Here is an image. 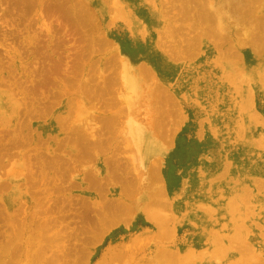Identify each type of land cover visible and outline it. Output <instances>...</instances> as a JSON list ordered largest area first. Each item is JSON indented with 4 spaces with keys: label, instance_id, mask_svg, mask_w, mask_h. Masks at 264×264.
<instances>
[{
    "label": "rangeland",
    "instance_id": "1",
    "mask_svg": "<svg viewBox=\"0 0 264 264\" xmlns=\"http://www.w3.org/2000/svg\"><path fill=\"white\" fill-rule=\"evenodd\" d=\"M263 4L0 0V264H264Z\"/></svg>",
    "mask_w": 264,
    "mask_h": 264
},
{
    "label": "bare ground",
    "instance_id": "2",
    "mask_svg": "<svg viewBox=\"0 0 264 264\" xmlns=\"http://www.w3.org/2000/svg\"><path fill=\"white\" fill-rule=\"evenodd\" d=\"M245 1V0H244ZM207 3V2H206ZM211 3V2H210ZM213 3V2H212ZM105 4V3H104ZM119 4V3H118ZM245 4V3H244ZM123 5V4H122ZM121 5V6H122ZM264 5V4H263ZM109 6V5H108ZM239 6V5H238ZM252 6V5H251ZM260 6H261V4H260ZM240 7V6H239ZM256 7V6H255ZM255 7H253L254 9H255ZM262 7V6H261ZM162 9V8H161ZM108 10V9H107ZM255 11V10H254ZM43 12H44V10H43ZM234 12H235V10H234ZM237 12V11H236ZM244 12V11H243ZM250 12V11H249ZM252 12V11H251ZM250 12V13H251ZM257 12H259L258 10L256 11V15H257ZM262 12V11H261ZM204 13H206V12H204ZM238 13V12H237ZM246 13V12H245ZM244 13V14H245ZM254 13V12H253ZM260 13V12H259ZM248 14V13H247ZM93 16H95L94 14H92ZM246 15V14H245ZM245 15H243V16H245ZM209 16V15H208ZM252 16V15H251ZM255 16V15H254ZM258 16V15H257ZM236 17V16H235ZM261 17V16H260ZM240 18V17H239ZM242 18V17H241ZM246 18V17H245ZM94 19V18H93ZM218 19V18H217ZM237 19V18H236ZM254 19H256V18H254ZM212 22L214 21V20H211ZM253 22H254V20H253ZM232 23V22H231ZM240 23V22H239ZM209 24H211V22L209 23ZM213 24H214V22H213ZM217 24V23H216ZM243 24V23H242ZM256 24V23H255ZM212 25V24H211ZM245 25V24H244ZM247 25V24H246ZM25 27V26H24ZM247 28V26L245 27V29ZM255 28V27H254ZM214 29H215V27H214ZM244 29V30H245ZM252 29V28H251ZM218 30V29H217ZM241 30V29H240ZM254 30V29H253ZM214 31V30H213ZM256 31V30H255ZM254 31V32H255ZM218 32V31H217ZM242 32V31H241ZM246 32H247V29H246ZM219 33V32H218ZM238 33V32H237ZM206 34V33H205ZM217 34V33H216ZM246 34H248V33H246ZM219 35V34H218ZM239 35V34H238ZM243 35V34H242ZM245 35V34H244ZM205 36V35H204ZM241 36V35H240ZM250 36V35H249ZM213 37V36H212ZM244 37V36H243ZM262 37V36H261ZM260 38V37H259ZM242 39V38H241ZM247 39H250V37L249 38H247ZM246 40V39H245ZM257 40V39H256ZM211 42V41H210ZM245 42V41H244ZM218 43V42H217ZM239 43V42H238ZM249 44V43H248ZM241 46V45H240ZM253 47V46H252ZM260 49V48H259ZM264 49V48H263ZM253 50H255V49H253ZM258 51V50H257ZM260 52H262V51H260ZM259 52V53H260ZM256 53V52H255ZM263 53V52H262ZM234 56V55H233ZM241 58H243V57H241ZM258 59H259V57H258ZM130 60V59H129ZM238 60V59H237ZM233 62L235 61L234 59L232 60ZM232 61H231V63H232ZM130 62V61H129ZM236 62V61H235ZM254 63V62H253ZM252 63V64H253ZM260 64V63H259ZM258 64V65H259ZM130 65V64H129ZM261 65V64H260ZM138 67V66H137ZM235 67V66H234ZM243 69V68H242ZM141 70V69H140ZM235 70V69H234ZM233 70V71H234ZM249 70V69H248ZM232 71V72H233ZM236 71V70H235ZM238 71V70H237ZM239 72H240V70H239ZM258 75V74H257ZM237 76V75H236ZM264 76V75H263ZM262 76V77H263ZM258 77H260V76H258ZM227 78V77H226ZM238 78V77H237ZM244 79V78H243ZM260 79V78H259ZM258 79V80H259ZM142 80V79H141ZM225 82V81H224ZM261 82H262V80H261ZM263 83V82H262ZM7 84V83H6ZM247 86H248V84H247ZM250 88V87H249ZM246 99V98H245ZM225 107V106H224ZM229 107V106H228ZM230 108V107H229ZM84 109V108H83ZM231 110V109H230ZM83 111V110H82ZM157 111V110H156ZM229 111V110H228ZM85 112V111H84ZM84 114V113H83ZM82 113H81V116H84ZM127 114V113H126ZM80 116V115H79ZM79 118V117H78ZM152 119V118H151ZM156 119V118H155ZM150 120V119H149ZM153 122V121H152ZM154 123V122H153ZM139 124V123H138ZM137 125V124H136ZM135 125V126H136ZM139 127V126H138ZM139 129V128H138ZM142 131V130H141ZM139 133V132H138ZM244 136V135H243ZM139 138V137H138ZM135 140V139H134ZM130 143V142H129ZM107 144V143H106ZM138 145V144H137ZM154 146H155V144H154ZM160 147H161V145H160ZM137 148H139V147H137ZM158 148H156V150H157ZM138 151V150H137ZM143 152H144V150H143ZM157 153H158V151H156ZM161 152V151H160ZM111 156V155H110ZM154 156V155H153ZM152 156V157H153ZM134 157V156H133ZM134 158H136V157H134ZM141 158V157H140ZM145 159V158H144ZM98 160H99V158H98ZM150 160V159H149ZM135 161V160H134ZM147 161V160H146ZM145 162V161H144ZM151 162V161H150ZM156 162V161H155ZM100 163V162H99ZM116 163V162H115ZM150 164V163H149ZM155 164V163H154ZM144 165V164H143ZM131 167H133V166H131ZM118 168V167H117ZM119 169V168H118ZM116 170V171H119V170ZM124 169V168H123ZM141 169V168H140ZM112 171H114V170H112ZM115 171V172H116ZM122 171V170H121ZM100 172V171H99ZM128 172V171H127ZM139 172V171H138ZM143 172V171H142ZM97 173V172H96ZM117 173V172H116ZM119 173V172H118ZM140 173V172H139ZM101 174V173H100ZM113 174V173H112ZM145 174V173H144ZM122 175V174H121ZM125 175V174H124ZM128 175V174H127ZM131 175V174H130ZM147 175V174H146ZM139 176V175H138ZM142 176H140L139 178H141ZM119 178V177H118ZM124 178H126V175H125V177ZM154 178V177H153ZM153 178H152V180H153ZM112 180V179H111ZM139 181H140V179H138ZM155 180V179H154ZM138 181V182H139ZM151 181V180H150ZM112 182H113V180H112ZM132 182V181H131ZM137 182V181H136ZM136 182H135V185H137L136 184ZM147 181H145V183H146ZM152 182V181H151ZM156 182V181H155ZM238 182V181H237ZM44 183V182H43ZM97 183V182H96ZM133 183V182H132ZM131 183V184H132ZM140 183V182H139ZM148 183V182H147ZM150 183V182H149ZM104 184V183H103ZM130 184V185H131ZM134 184V183H133ZM143 184V183H142ZM150 185V184H149ZM148 184H147V188L148 189H150V190H153V188L151 189V187H148L149 186ZM151 185H153V184H151ZM156 185V184H155ZM154 185V186H155ZM141 186V185H140ZM139 186V187H140ZM157 186V185H156ZM131 187V186H130ZM136 187V186H135ZM134 187V189L136 190V188ZM144 187V185L141 187V188H143ZM146 187V186H145ZM157 187H160V186H157ZM129 188V187H128ZM100 189V188H99ZM148 189L146 190L147 192H149L148 191ZM155 189H158V188H155ZM154 189V194L155 195H157V193H159V192H155V191H157V190H155ZM162 189H163V187H162ZM243 189V188H242ZM92 190V189H91ZM101 190V189H100ZM124 190H125V188H124ZM127 190V192H128V189H126ZM134 190V191H135ZM144 189H142V191H143ZM145 190H144V192H145ZM51 191V190H50ZM139 191V189H137V194L139 193L138 192ZM141 191V192H142ZM161 191V193L164 191L165 192V190H160ZM92 192V191H91ZM132 192V191H131ZM129 193V192H128ZM152 193V192H151ZM150 193V194H151ZM42 194V193H41ZM120 194V193H119ZM135 194H136V192H135ZM140 194V193H139ZM138 194V195H139ZM142 194V193H141ZM148 194V193H147ZM129 195H130V193H129ZM137 195V196H138ZM149 195V194H148ZM132 196V195H131ZM131 196H129V197H131ZM150 196V195H149ZM71 197V196H70ZM102 197V196H101ZM126 197H128L127 195H126ZM133 197H135V196H133ZM133 197H132V200H133ZM150 197H153V193H152V196H150ZM157 197V196H156ZM155 197V198H156ZM104 198V197H103ZM125 198V197H124ZM137 198V197H136ZM154 198V197H153ZM155 198H154V200L153 201H155ZM116 199H118V198H116ZM128 199H130V198H128ZM127 199V200H128ZM151 199V198H150ZM11 200V199H10ZM102 200V199H101ZM123 200V199H122ZM156 200H157V198H156ZM114 201V200H113ZM134 201V200H133ZM152 201V200H151ZM224 201V200H223ZM102 202V201H101ZM56 203V202H55ZM131 203V202H130ZM133 203V202H132ZM136 203V202H135ZM151 203H153V202H151ZM150 203V204H151ZM155 203H157V202H155ZM90 204V203H89ZM114 204V203H113ZM117 204V203H116ZM142 204V205H141ZM140 205L142 206V208L143 209H150L151 207H150V205H149V202L148 201H144L143 203H141ZM154 204V203H153ZM158 204H159V202H158ZM230 204H232L231 202H230ZM102 205H104V203L102 204ZM159 205H161V204H159ZM215 205V204H214ZM228 205V204H227ZM8 206V205H7ZM108 206V205H107ZM140 206V207H141ZM152 206V205H151ZM231 206V205H230ZM13 207V206H12ZM88 207V206H87ZM100 207V206H99ZM123 207V210L125 211V212H128L129 211V207L131 208L132 206H130L129 205V202H128V205H124V206H122ZM153 207V206H152ZM14 208V207H13ZM90 209V208H89ZM88 209V210H89ZM142 209V210H143ZM156 209V208H155ZM9 210V209H8ZM153 210V209H152ZM158 210V209H157ZM11 211V210H10ZM146 211V210H145ZM119 212V211H118ZM130 212V211H129ZM143 212V211H142ZM43 213V212H42ZM149 213V215H148V217L150 218V211L148 210V212H147V214ZM154 213H155V211H154ZM214 213V212H213ZM228 213V212H227ZM120 214V213H119ZM127 214V213H126ZM129 214V213H128ZM134 214V213H133ZM146 214V213H145ZM208 215V214H207ZM129 216H130V214H129ZM128 216V217H129ZM147 216V215H146ZM145 216V217H146ZM104 217V216H103ZM147 217V219L149 220V218ZM158 217H160V216H158ZM160 219V218H159ZM24 220V219H23ZM50 220V219H49ZM164 220V219H163ZM10 221V220H9ZM12 221V220H11ZM19 221V220H18ZM17 221V222H18ZM33 221V220H32ZM51 221V220H50ZM49 221V222H50ZM152 221H153V218H152ZM152 221H151V223H152ZM16 222V221H15ZM17 222H16V224H17ZM23 222V221H22ZM36 222H39V220L38 221H35L34 223L36 224ZM42 222V221H41ZM102 222V221H101ZM150 222V221H149ZM155 222H157V221H155ZM217 222V221H216ZM103 223V222H102ZM32 224V223H31ZM46 224V223H45ZM45 224H43V225H45ZM101 224V223H100ZM157 224V223H156ZM222 224V223H221ZM225 226H226V224L225 223H223ZM30 225V224H29ZM37 225V228L38 229H42V227H43V225H42V223H38V224H36ZM17 226H18V224H17ZM16 226V227H17ZM21 226V225H20ZM24 228H25V225H22ZM54 226V225H53ZM62 226V225H61ZM102 226H104V225H102ZM157 226V225H156ZM160 226V225H159ZM167 226V225H166ZM23 227L22 228H19V229H23ZM36 227V226H35ZM11 228V227H10ZM30 228H31V226H30ZM53 228V227H52ZM158 228V227H157ZM161 228V227H160ZM29 229V228H28ZM102 229V228H101ZM15 230V229H14ZM25 230V229H24ZM159 230V229H158ZM9 231H12V229L11 230H9ZM17 231V230H16ZM15 231V232H16ZM35 231V230H34ZM41 230H38V231H35V233L34 234H31V235H29V237H28V241H27V243H26V248L28 249H26V251L24 252L25 254H24V256H23V258H27L28 260H27V263L28 264H56V262H60V263H57V264H70L69 262H67V263H64V262H66L65 260L66 259H63V257L65 256V254L67 255V253H68V258H69V256H70V253L71 252H62L63 251V247L65 246V245H63L62 243H64V239H63V241H61V239L62 238H65V236L64 235H62V233L59 231V229H56L52 234H47L46 235V238H47V243H49V242H52V244L54 243V245L56 244V242H57V244L56 245H59V243L58 242H61L60 243V247H61V244H62V249H60V251H58V252H56L55 250V252H54V254L53 255H50L49 257L48 256H45V258H44V256L42 255L43 253H41L43 250H45L44 249V246L43 247H41V242H42V240L44 239V240H46L43 236H45V234L43 235H41L40 232ZM159 231H161V229L159 230ZM165 231H167V230H165ZM161 232H163V231H161ZM12 233V232H11ZM1 234H3V233H1ZM13 234V233H12ZM18 233H14L13 234V237H11V240L10 241H12V242H14V243H20V240L23 238V235H21L20 234V236H19V234L17 235ZM69 234V233H68ZM143 235V234H142ZM156 235H158V234H156ZM222 235V234H221ZM1 236V235H0ZM31 236V237H30ZM64 236V237H63ZM66 236H67V233H66ZM144 237V236H143ZM158 237V236H157ZM165 237H168V236H165ZM95 238H96V236H95ZM95 238H93V240H95ZM147 238V237H146ZM146 238H143V239H146ZM66 239V238H65ZM91 239V238H90ZM166 239V238H165ZM92 240V241H93ZM134 240V239H133ZM158 240V239H157ZM164 240V239H163ZM49 241V242H48ZM141 241V240H140ZM146 241V240H145ZM144 240H143V242L144 243H146ZM155 241V240H154ZM162 241V240H161ZM12 242H7V243H5L6 245L7 244H9L10 245V243H12ZM43 242H45V241H43ZM124 242V241H123ZM4 243V242H3ZM4 244V245H5ZM124 244V243H123ZM137 244V243H136ZM5 245V246H6ZM7 245V248L9 247V250H7L9 253H10V249H11V246H12V250L14 251H11V254H16L15 252H17L18 251V245H20L21 246V243L20 244H18L17 245V247H14V248H17L16 250H14L13 249V245L14 246H16V244H12V245ZM56 245H55V247H56ZM133 245V244H132ZM156 245V244H155ZM5 246H3V247H5ZM20 246H19V248H20ZM49 246H50V244H49ZM119 244H112V246H110L109 247V249L106 251V253H105V256H104V258L98 263V264H111L112 262H113V260H114V258L116 257V258H118L121 254H119L120 253V251H119ZM52 247H53V245H52ZM59 247V248H60ZM127 247V246H126ZM129 247V246H128ZM134 247V246H133ZM140 247V246H139ZM142 247V246H141ZM146 247V246H145ZM6 248V247H5ZM6 248V249H7ZM29 248H32L33 250L35 249V251L34 252H32L31 254H29L28 252H29ZM46 248V247H45ZM54 248V247H53ZM57 248V247H56ZM80 248V247H79ZM132 248V247H131ZM136 248V247H135ZM52 249V248H51ZM64 249H65V247H64ZM86 249V248H85ZM128 249V248H127ZM140 249V248H139ZM141 249H143V248H141ZM69 250V249H68ZM20 251V250H19ZM18 251V252H19ZM22 251V250H21ZM51 251V250H50ZM66 251V250H65ZM70 251V250H69ZM89 251V250H88ZM131 251V250H130ZM136 251V250H135ZM161 251V250H160ZM162 251H165V250H162ZM17 252V257H19V255L21 254L20 252L18 253ZM44 252V251H43ZM158 252V251H157ZM167 252V251H166ZM8 253V254H9ZM40 253H41V255L43 256V258H40L39 256H40ZM91 253V252H90ZM131 253H132V251H131ZM130 253V254H131ZM155 253V252H154ZM160 253V252H159ZM7 254V255H8ZM47 254V253H46ZM84 254V253H83ZM161 254V253H160ZM160 254H157V255H159L158 257H160V259L158 258V257H156L155 255H154V257H156L155 259L156 260H149V263H146V264H162V263H160V262H162L161 261V258H162V255H160ZM86 255V254H85ZM123 255V254H122ZM121 255V256H122ZM1 256V255H0ZM3 256V255H2ZM41 256V257H42ZM13 257V256H12ZM39 258L42 260V259H44L42 262L41 261H39ZM135 258V257H134ZM33 259H35L34 260V262H33ZM70 259V258H69ZM6 260V259H5ZM14 260V259H13ZM64 260V261H63ZM78 258H74V259H71V261L73 262L72 264H79L78 263ZM9 261L10 262H12L10 259H9ZM69 261V260H68ZM4 262V261H3ZM7 262V261H6ZM115 262V261H114ZM17 263H22V261H21V256H20V260L19 261H17V262H14V264H17ZM6 264V263H5ZM8 264H10V263H8ZM13 264V263H12ZM126 264H127V262H126Z\"/></svg>",
    "mask_w": 264,
    "mask_h": 264
}]
</instances>
